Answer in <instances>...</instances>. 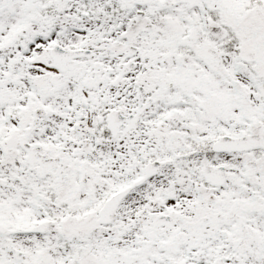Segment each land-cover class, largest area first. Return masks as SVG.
<instances>
[{
  "label": "snow or ice",
  "instance_id": "obj_1",
  "mask_svg": "<svg viewBox=\"0 0 264 264\" xmlns=\"http://www.w3.org/2000/svg\"><path fill=\"white\" fill-rule=\"evenodd\" d=\"M0 264H264V0H0Z\"/></svg>",
  "mask_w": 264,
  "mask_h": 264
}]
</instances>
